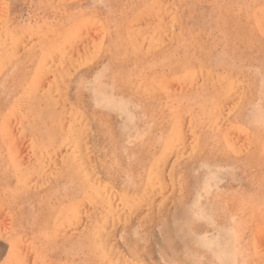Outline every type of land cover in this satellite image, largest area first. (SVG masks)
<instances>
[{
    "label": "rangeland",
    "instance_id": "rangeland-1",
    "mask_svg": "<svg viewBox=\"0 0 264 264\" xmlns=\"http://www.w3.org/2000/svg\"><path fill=\"white\" fill-rule=\"evenodd\" d=\"M263 2L0 0V264H264Z\"/></svg>",
    "mask_w": 264,
    "mask_h": 264
},
{
    "label": "bare ground",
    "instance_id": "bare-ground-1",
    "mask_svg": "<svg viewBox=\"0 0 264 264\" xmlns=\"http://www.w3.org/2000/svg\"><path fill=\"white\" fill-rule=\"evenodd\" d=\"M141 1H142V0H141ZM144 1H145V0H144ZM256 1H257V0H256ZM262 1H264V0H262ZM250 2H252V1H250ZM258 2H259V1H258ZM253 3H255V2H252V4H253ZM263 3H264V2H263ZM141 4H142V3H141ZM189 6H190V5H189ZM246 6H247V5H246ZM251 8H252V7H251ZM256 12H257V11H256ZM263 12H264V11H263ZM263 12H262V13H263ZM135 13H136V12H135ZM190 16H191V15H190ZM101 20H102V19H101ZM59 25H60V24H59ZM64 25H65V24H64ZM73 26H74V25H73ZM171 27H173V26H171ZM177 27H178V26H177ZM173 28H174V27H173ZM173 28H172V30H173ZM166 29H167V28H166ZM22 30H23V29H22ZM1 31H2V30H1ZM172 32H173V31H171V33H172ZM68 33H69V32H68ZM69 34H70V33H69ZM105 35H106V34H105ZM169 38H171V37H169ZM217 38H218V37H217ZM82 40H83V39H82ZM78 41H80V39H78ZM25 43H26V42H25ZM89 44H90V43H89ZM65 46H66V45H65ZM74 46H75V45H74ZM180 46H181V45H180ZM41 48H42V47H41ZM20 49H21V48H20ZM74 51H75V50H74ZM101 51H102V50H101ZM261 51H262V50H261ZM68 53H69V52H68ZM37 54H38V53H37ZM41 54H42V53H41ZM43 54H44V53H43ZM43 54H42V55H43ZM74 54H75V53H74ZM33 56H34V55H32V57H33ZM74 56H75V55H74ZM98 56H99V55H98ZM34 57H35V56H34ZM42 57H43V56H42ZM52 57H53V56H52ZM48 62H49V61H48ZM176 62H177V61H176ZM39 63H40V61H39ZM182 63H183V62H182ZM92 64H93V63H92ZM188 64H189V63H187V65H188ZM93 65H94V64H93ZM173 65H174V64H173ZM177 65H179V63H177ZM147 66H148V65H147ZM176 69H177V68H176ZM38 70H39V68H38ZM211 70H212V69H211ZM26 71H27V70H26ZM6 72H7V71H6ZM34 72H35V71H34ZM12 73H13V72H12ZM12 73H11V74H12ZM166 73H167V72H166ZM197 73H198V72H197ZM202 73H203V72H202ZM227 74H228V73H227ZM197 75H198V74H197ZM46 76H47V75H46ZM202 76H203V75H202ZM224 77H226V75H225ZM33 79H34V78H33ZM67 81H68V80H67ZM186 81H187V80H186ZM43 82H44V81H43ZM43 82H42V83H43ZM182 82H183V81H182ZM42 83H41V85H43ZM208 84H209V83H208ZM169 85H170V84H169ZM43 86H44V85H43ZM173 86H175V85H173ZM201 86H202V85H201ZM222 86H223V85H222ZM41 87H42V86H41ZM44 87H45V86H44ZM239 87H240V86H239ZM239 87H238V88H239ZM208 88H209V87H208ZM176 90H177V89H176ZM200 90H201V89H200ZM237 90H239V89H237ZM237 90H236V91H237ZM256 91H257V90H256ZM252 93H253V92H252ZM189 95H190V94H189ZM220 95H221V94H220ZM187 97H188V96H187ZM212 97H213V96H212ZM228 97H229V96H228ZM145 98H146V97H145ZM254 98H255V97H254ZM40 99H41V98H40ZM60 99H61V97H60ZM146 99H147V98H146ZM212 99H214V98H212ZM51 100H52V99H51ZM71 100H72V99H71ZM180 100H181V99H180ZM214 100H215V102H217L216 99H214ZM240 101H241V100H240ZM52 102H53V101H52ZM201 102H202V100H201ZM225 102H226V101H225ZM60 103H61V102H60ZM116 103H117V102H115V105H116ZM210 103H211V102H210ZM210 103H209V104H210ZM44 104H45V103H43V105H44ZM185 104H186V103H185ZM213 104H214V102H213ZM216 104H217V103H216ZM216 104H215V105H216ZM229 104H230V103H229ZM40 105H41V104H40ZM206 105H207V103H206ZM224 105H225V104H224ZM104 106H106V107H108V108H111V109H113L114 111H116L115 108H114L115 106L110 107V106H108V105H106V104H104ZM176 106H177V105H176ZM183 106H184V105H183ZM188 106H189V105H188ZM207 107H208V106H207ZM30 108H31V106H30ZM47 108H48V107H47ZM152 108H153V107H152ZM187 108H188V107H187ZM208 108H209V107H208ZM222 108H224V107L222 106ZM45 109H46V108H45ZM67 109H68V108H67ZM176 109H177V108H176ZM182 110H183V109H182ZM4 111H5V110H4ZM212 111H213V110H212ZM212 111H211V112H212ZM216 111H217V110H216ZM224 111H225V110H224ZM184 112H185V111H184ZM211 112H210V113H211ZM53 113H54V112H53ZM215 113H216V112H215ZM5 114H6V113H5ZM32 114H33V113H32ZM36 114H37V113H35V115H36ZM205 114H206V113H205ZM54 115H55V114H54ZM57 115L60 116V114H57ZM107 115H108V112H107ZM167 115H168V114H167ZM5 116H6V115H5ZM49 116H50V115H49ZM51 116H52V114H51ZM204 116H205V115H204ZM209 116H210V115H209ZM209 116H208V117H209ZM54 117H55V116H54ZM219 117H221V116H219ZM49 118H50V119H48V120L51 122V117H49ZM57 118H58V117H57ZM78 118H79V117H78ZM86 118H87V117H86ZM91 118H92V117H91ZM195 118H196V117H195ZM210 118H211V117H210ZM16 119H17V118H16ZM29 119H30V118H29ZM64 119H65V117H64ZM150 119H151V118H150ZM205 119H206V118H205ZM11 120H12V119H11ZM17 120H18V119H17ZM34 120H35V119H34ZM36 120H37V119H36ZM92 120H93V119H92ZM184 120H185V119H184ZM188 120H189V119H188ZM206 120H207V122H208V119H206ZM221 120H222V119H221ZM225 120H226V119H225ZM11 122H12V121H11ZM11 122H10V123H11ZM204 122H205V121H204ZM61 123H62V121H61ZM64 123H65V122H64ZM80 123H81V122H80ZM110 123H111V122H110ZM53 124H54V123H53ZM89 124H90V123H89ZM94 124H95V123H94ZM51 125H52V124H50V126H51ZM65 125H66V124H65ZM207 125H208V124H207ZM217 125H218V124H217ZM27 126H28L27 129L30 130V129H32V127H33L34 125L31 127V125L29 126V124H27ZM72 126H73V124H72ZM1 127H2V126H1ZM29 127H31V128L29 129ZM46 127H47V125H46ZM48 127H49V126H48ZM62 127H63V123H62ZM65 127H66V126H65ZM65 127H64V128H65ZM89 127H90V125H89ZM25 128H26V127H25ZM39 128H40V127H39ZM43 128H44V127H43ZM64 128H63V129H64ZM101 128H102V127H101ZM175 128H176V127H175ZM44 129H45V128H44ZM71 129H72V127H71ZM90 129H91V128H90ZM156 129H157V128H156ZM14 130H15V129H14ZM47 130H48V129H47ZM50 130H51V129H50ZM3 131H4V130H3ZM32 131H33V130H32ZM52 131H53V130H52ZM52 131H51V132H52ZM64 131H65V130H64ZM75 131H76V130H74V133H76V135L73 136V137L70 138V139H71V141L74 143L75 148H77V147L79 148V147L81 146V144H82V143H81V140H82V139H81V138H82L81 135H82V133H80V132H78V131L75 132ZM35 132H36V131H35ZM53 132H54V131H53ZM90 132H91V131H90ZM105 132H106V131H105ZM15 133H17V132H15ZM88 133H89V132H88ZM47 134H48V133H47ZM51 134H52V133H51ZM53 134H54V133H53ZM94 134H96V133H94ZM103 134H104V133H103ZM167 134H168V133H167ZM172 134H173V133H172ZM39 135H40V134H39ZM54 135H55V134H54ZM85 135H86V133H85ZM85 135H84V136H85ZM37 136H38V134H37ZM43 136H44V133H43ZM43 136H42V138H43L42 141L45 139ZM63 136H64V135H63ZM89 136H90V135H89ZM140 136H141V134L139 135V137H140ZM142 136H143V135H142ZM45 137H46V136H45ZM64 137H65V136H64ZM93 137H94V136H93ZM40 138H41V136H40ZM47 138H48V137H47ZM50 138L54 139V138H56V137H55V136L53 137V135H52V137L50 136ZM248 138H249V137H248ZM63 139H64V138H63ZM65 139H66V138H65ZM65 139H64V140H65ZM70 139H69V140H70ZM98 139H99V138H98ZM101 139H102V138H101ZM103 139H104V138H103ZM96 140H97V139H96ZM165 141H166V140H165ZM184 141H185V140H184ZM54 142H55V141H54ZM89 142H90V141H89ZM101 142H102V140H101ZM103 142H104V141H103ZM163 142H164V140H163ZM167 142H168V141H167ZM170 142H171V141H170ZM6 143H7V142H6ZM45 143H46V142H45ZM49 143H50V142H49ZM68 143H70V142L68 141L67 144H68ZM185 143H186V142H185ZM58 144H59V141H58ZM86 144H87V143H86ZM141 144H142V143H141ZM164 144H165V143H164ZM71 145H72V144H71ZM104 145H105V144H104ZM166 145H167V144H166ZM64 146H65V144H64ZM83 146H84V145H83ZM106 146H107V145H105V147H106ZM55 147H56V146H55ZM69 147H70V146H69ZM71 147H72V146H71ZM61 148H64V147H61ZM61 148H60V149H61ZM75 148H74V149H75ZM82 148H83V147H82ZM162 148H163V147H162ZM7 149H8V147H7ZM35 149H36V148H35ZM48 149H49V148H48ZM143 149H144V148H143ZM163 149H164V148H163ZM179 149H180V148H179ZM234 149H235V148H234ZM9 151H10V150H9ZM68 151H69V150H68ZM164 151H165V150H164ZM167 151H168V150H167ZM169 151H170V149H169ZM56 152H57V151H56ZM75 152H76V151H75ZM90 152H91V151H90ZM194 152H195V151H194ZM49 153H50V152H49ZM87 153H88V152H87ZM165 153H166V152H165ZM168 153H169V152H168ZM50 154H51V153H50ZM11 155H12V154H11ZM42 155L44 156V154H42ZM11 157H12V156H11ZM13 158H14V157H13ZM134 159H135V158H134ZM146 159H147V158H146ZM167 159H168V158H167ZM77 160H78V159H77ZM241 160H242V159H241ZM56 161H57V160H56ZM90 161H91V160H90ZM93 161H94V160H93ZM0 163H1V162H0ZM141 163H142V162H141ZM16 164H17V163H16ZM86 164H87V163H86ZM77 165H78V164H77ZM73 166H75V165H73ZM75 167H76V166H75ZM80 167H81V166H80ZM80 167H79V168H80ZM43 168H44V167H43ZM48 168H49V167H48ZM84 168H85V167H84ZM28 169H29V168H28ZM37 169H38V168H37ZM71 169L74 170V167L71 168ZM80 169H82V167H81ZM86 169H87V168H86ZM86 169H85V170H86ZM138 169H139V168H138ZM6 171H7V170H6ZM69 171H70V170H69ZM78 171H79V170H78ZM82 171H83V172H82ZM82 171L80 172V175H81V177L83 178L84 176H82V173H83V175H84V170H82ZM144 171H145V170H144ZM4 172H5V171H4ZM39 172H40V171H39ZM70 172H71V171H70ZM68 173H69V172H68ZM74 173H75V172H74ZM76 173H77V170H76ZM88 173H89V172H88ZM146 174H147V173H146ZM74 175H75V174H74ZM80 175H79V176H80ZM89 175H93V174H92V173H91V174L89 173ZM81 177H79V179H80ZM34 178H35V177H34ZM32 179H33V178H32ZM49 179H50V177H49ZM65 179H66V178H65ZM75 180L77 181L76 177H75ZM82 180H83V179H81V182H86V181H84V180L82 181ZM87 180H88V179H87ZM23 181H25V180H23ZM23 181H22V182H23ZM31 181H32V180H31ZM22 182H21V183H22ZM72 182H74V181H72ZM78 182H79V181H78ZM81 182H79V183H81ZM88 182H89V181H88ZM4 183H5V182H4ZM24 183H25V182H24ZM8 184H9V183H8ZM82 184H83V183H81L80 185H82ZM87 184H88V183H87ZM94 184H95V183H94ZM78 185H79V184H78ZM85 186H87V185H85ZM163 186H164V185H163ZM74 188H75V187H74ZM79 188H81V187H79ZM86 188H88V186H87ZM86 188H85V189H86ZM76 189H77V188H76ZM76 189H75V190H76ZM81 189H82V188H81ZM39 191H40V190H39ZM84 191H85V190H83V192H84ZM85 192H86V191H85ZM5 199H6V198H5ZM12 200H13V199H12ZM59 200H61V199H59ZM56 201H57V200H56ZM49 209H50V208H49ZM108 223H109V222H108ZM108 223H107V224H108ZM49 224H50V223H49ZM107 224H106V225H107ZM106 225H104V227H105ZM108 225H109V224H108ZM48 226H50V225H48ZM45 228H46V227H45ZM91 229H92V228H91ZM105 231H106V230H105ZM41 232H42V231H41ZM111 233H112V232H111ZM166 233H167V232H166ZM106 234H107V233H106ZM112 234H113V233H112ZM112 234H111V235H112ZM174 234H175V233H174ZM108 235H109V234H108ZM44 236H46V235H44ZM44 238H45V237H44ZM101 238H102V237H101ZM106 239H107V238H106ZM170 239H171V238H170ZM168 240H169V238H168ZM172 240H173V239H172ZM77 242H78V241H77ZM105 242H108V241H105ZM82 243H83V242H82ZM82 243L80 242V244H82ZM108 243H109V242H108ZM175 243H176V242H175ZM77 244H79V243H77ZM104 244H106V243H104ZM85 245H86V244H85ZM106 245H107V244H106ZM83 246H84V245H83ZM107 246H108V245H107ZM107 246H106V248H107ZM103 248H104V247H103ZM106 248H105V250H106ZM174 249H175V248H174ZM54 250H55V249H54ZM79 250H80V249H79ZM88 253H89V252H88ZM55 254H56V253H55ZM124 254H125V253H124ZM36 255H37V254H36ZM126 256H127V255H126ZM127 257H128V256H127ZM10 258H11V257H10ZM79 260H80V259H79ZM76 263H77V262H76ZM82 263H83V262H82ZM12 264H13V263H12Z\"/></svg>",
    "mask_w": 264,
    "mask_h": 264
}]
</instances>
